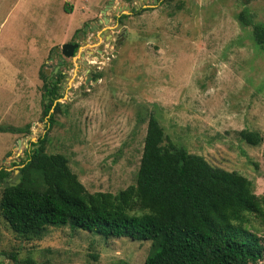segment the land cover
I'll list each match as a JSON object with an SVG mask.
<instances>
[{
	"label": "rangeland",
	"instance_id": "rangeland-1",
	"mask_svg": "<svg viewBox=\"0 0 264 264\" xmlns=\"http://www.w3.org/2000/svg\"><path fill=\"white\" fill-rule=\"evenodd\" d=\"M106 1L0 0V127L28 125L26 133L0 131L4 181L15 180L14 170L46 133L44 151L63 154L87 191L115 192L134 182L151 112L165 140L236 171L264 194V141L250 146L236 136L264 128V50L251 35L253 23L264 25V0H162L145 7L141 0H114L100 13ZM103 15L106 25L74 36ZM115 16L124 33L107 58L96 46L113 50ZM73 40L77 50L57 69L54 102L61 109H50L46 130L41 73L49 78L54 47ZM258 234L264 243V230ZM148 251L149 241L104 239L68 225L22 241L0 219V264L9 253L19 264H142Z\"/></svg>",
	"mask_w": 264,
	"mask_h": 264
},
{
	"label": "trees",
	"instance_id": "trees-1",
	"mask_svg": "<svg viewBox=\"0 0 264 264\" xmlns=\"http://www.w3.org/2000/svg\"><path fill=\"white\" fill-rule=\"evenodd\" d=\"M237 17L246 22L241 12ZM251 35L264 50V25L253 23ZM61 77L59 71L49 78L41 73L46 130L52 123L50 109H61L54 102ZM0 131L26 133L28 125L0 127ZM236 136L254 146L264 141V128L261 132L243 128ZM45 137L46 133L38 137L32 143L37 146L21 160L18 182L0 184V219L18 239H39L49 226L68 225L104 239L149 241L142 264L264 261V243L258 234L264 230V194H255L251 181L236 171L210 165L203 157L165 140L151 112L134 182L115 192L87 191L63 154L44 151ZM7 175L0 168V182ZM7 256L19 264L15 253Z\"/></svg>",
	"mask_w": 264,
	"mask_h": 264
},
{
	"label": "flooded vegetation",
	"instance_id": "flooded-vegetation-1",
	"mask_svg": "<svg viewBox=\"0 0 264 264\" xmlns=\"http://www.w3.org/2000/svg\"><path fill=\"white\" fill-rule=\"evenodd\" d=\"M142 1V5H139L140 7H145L146 5L144 4L146 1L148 2H150L151 4L149 5V6H155V5H157L159 2H161L162 0H141ZM123 9H128V6H123ZM121 10V9H120ZM129 10V9H128ZM117 17L118 16H115L114 18H113V22L112 23H114V27H113V33H114V35H112V37H110L109 38V40L111 41V44L113 45V50H114V47L115 46H119V42L121 41V39H122V37H123V33H124V30H123V27H122V24L120 23V22H117ZM108 21H109V18H107V17H100V19H97V18H95V19H90L89 21H85L82 25H81V27H80V29H77V30H75L74 31V36L76 37V38H81V37H83L84 36V34H85V32L87 31V32H89V33H91V31H93V29H99L102 25H106L107 23H108ZM118 25H120V27L119 28H117L116 29V27L118 26ZM83 27H85V29H84V31L83 32H81V30H82V28ZM100 35H101V37L104 39V37L106 36L105 35V30H103L101 33H100ZM75 41L73 40V41H70L69 43H74ZM77 45H76V47L74 48V53H75V51L77 50V48H78V43H76ZM102 49V45L101 44H98L97 46H96V51L97 52H100L101 54H104L105 55V53L101 50ZM112 50V51H113ZM73 53V54H74ZM62 62V61H61ZM61 62L58 64V65H56V63H55V65L53 66V68H52V70H51V73L50 74H52V73H55L56 71H57V69H58V67L61 65ZM55 66H57V68H56V70L54 71V67ZM94 68H91V72H95L96 70H93ZM90 78H91V73L90 72H88L87 73V76H86V81L87 80H90ZM96 79V78H95ZM80 88V87H79ZM3 179L5 180V179H7V177L6 176H4L3 177ZM2 255V256H1ZM0 257H2V258H5V256H4V254H1L0 253ZM7 259H8V262L6 263V264H14L13 263V261L10 259V258H8L7 257ZM1 261V260H0Z\"/></svg>",
	"mask_w": 264,
	"mask_h": 264
},
{
	"label": "water",
	"instance_id": "water-1",
	"mask_svg": "<svg viewBox=\"0 0 264 264\" xmlns=\"http://www.w3.org/2000/svg\"><path fill=\"white\" fill-rule=\"evenodd\" d=\"M113 1L114 0H107L106 3L103 5L102 9L100 10V13H104L113 4ZM103 17H104V15H103ZM119 27H120V25H118L116 27V29L119 28ZM84 29H85V27L82 28L81 32H83ZM76 45H77L76 42H74V43L66 42V43L60 44L59 47L55 46L54 49H53V53L50 55L48 60H51L53 57H55L56 65H58L63 60V58L71 57L73 55L74 48L76 47ZM116 49H117V46L114 47V50L111 51V53H108V54H105V55L102 54V55H104L107 58H110V57H112V55L115 54ZM57 51H59L58 54H57ZM56 68H57V66L54 67V71L56 70ZM93 70H96V67H94ZM94 81H96V79L92 80V82H94ZM88 86H89V84H88ZM35 146H37V144ZM8 155H9V153L7 154V156ZM14 171L16 172L15 183H17L18 180H19V177H20V173L17 172V169H15ZM0 184L2 186H6L7 184H14V183L4 181V182H0Z\"/></svg>",
	"mask_w": 264,
	"mask_h": 264
}]
</instances>
